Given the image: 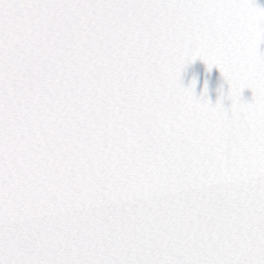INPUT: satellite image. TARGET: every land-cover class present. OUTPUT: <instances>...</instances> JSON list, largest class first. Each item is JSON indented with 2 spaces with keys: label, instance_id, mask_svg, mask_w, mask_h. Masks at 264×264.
Instances as JSON below:
<instances>
[{
  "label": "snow or ice",
  "instance_id": "snow-or-ice-1",
  "mask_svg": "<svg viewBox=\"0 0 264 264\" xmlns=\"http://www.w3.org/2000/svg\"><path fill=\"white\" fill-rule=\"evenodd\" d=\"M262 42L255 0H0V264H264Z\"/></svg>",
  "mask_w": 264,
  "mask_h": 264
},
{
  "label": "water",
  "instance_id": "water-1",
  "mask_svg": "<svg viewBox=\"0 0 264 264\" xmlns=\"http://www.w3.org/2000/svg\"><path fill=\"white\" fill-rule=\"evenodd\" d=\"M255 3L260 7H264V0H255ZM259 48L261 51H264V42L259 45ZM181 80L185 86L195 80V92L197 95L200 94L206 84L207 97L212 103H215L218 98H221L222 95H225L228 91V85L222 78L219 70L215 67L210 71L206 70V65L199 59L184 68L181 73ZM251 96L252 93L250 90H243L242 98L244 100H250ZM222 103L225 108H229L231 101L223 99Z\"/></svg>",
  "mask_w": 264,
  "mask_h": 264
}]
</instances>
